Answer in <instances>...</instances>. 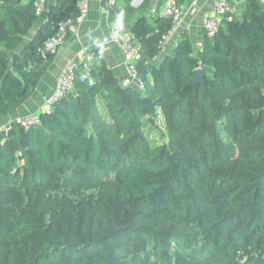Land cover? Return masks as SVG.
Returning a JSON list of instances; mask_svg holds the SVG:
<instances>
[{
  "label": "trees",
  "instance_id": "1",
  "mask_svg": "<svg viewBox=\"0 0 264 264\" xmlns=\"http://www.w3.org/2000/svg\"><path fill=\"white\" fill-rule=\"evenodd\" d=\"M36 1L0 0V121L30 98L54 61L38 48L79 15L78 0H55L49 23L20 50L39 20ZM151 1L109 9L140 45L143 93L100 62L90 78L77 74L74 91L40 125L13 122L0 132V264H124L128 250L141 256L149 242L168 248L163 230L172 223L191 227L172 236L174 264H264V102L252 99L264 90L262 0H245L242 20L223 19L197 53L185 33L163 59L173 20L161 8L148 15ZM198 70L204 86L194 84ZM238 120L248 121L243 137L225 142L219 126L233 140ZM159 122L166 143L152 137ZM232 160L249 164V174L212 170ZM75 184L100 185L101 200L92 210L77 206L57 235L37 201L13 213L22 207L14 195L66 198Z\"/></svg>",
  "mask_w": 264,
  "mask_h": 264
},
{
  "label": "crops",
  "instance_id": "2",
  "mask_svg": "<svg viewBox=\"0 0 264 264\" xmlns=\"http://www.w3.org/2000/svg\"><path fill=\"white\" fill-rule=\"evenodd\" d=\"M143 1L144 0H132L131 6L139 8L143 4ZM244 2L245 0H230L232 14L235 18L240 20L243 18ZM138 3H141V5ZM164 3L165 0H152L147 14L150 15L157 8H161L162 14ZM54 4L55 0H46L45 15L38 20L34 28L25 37L23 46L20 47V50L33 41L43 25V19L48 17V13ZM183 4L187 8L186 13L166 47L163 49L162 59L166 56H173L175 54L178 41L185 33L189 34L196 53L203 48L206 37L204 24L213 12L214 1H203L196 8L190 7L189 0H183ZM89 6V13L85 21L80 25L78 35H70L68 37L66 44L56 55L34 93L18 109L2 119L1 122L3 125L18 116L37 113L43 106L45 100L50 97L56 89L59 76L65 68L67 61L74 60L78 65H81L83 47H90L94 51L95 61L93 68H97L100 62H103L117 79L122 80L127 75V68L120 46L112 39L114 23L118 18L125 22L124 18L120 13H115L112 19L110 10L108 6L104 4V0H90ZM123 6H125V0H118L116 9H120ZM10 117L12 119H10Z\"/></svg>",
  "mask_w": 264,
  "mask_h": 264
},
{
  "label": "built area",
  "instance_id": "3",
  "mask_svg": "<svg viewBox=\"0 0 264 264\" xmlns=\"http://www.w3.org/2000/svg\"><path fill=\"white\" fill-rule=\"evenodd\" d=\"M206 0H189L190 7L196 8ZM214 8L212 14L207 18L204 24V31L207 37H214L219 30L223 19L231 22L234 19L230 7V0H213ZM90 0H78L79 15L75 19H69L61 22L57 33L50 38L43 46L38 48V53L41 57L47 58L52 55H57L60 49L66 44L70 35H78L80 25L85 21L89 10ZM139 4V3H138ZM264 5V0H262ZM141 5V3L139 4ZM109 9H116L118 0H107ZM36 15L38 19L42 18L46 13V0H37ZM186 6L183 0H165L163 8V16L172 18L173 28L163 37L161 47L164 49L176 31L181 19L186 13ZM49 23L48 17L43 19L42 24ZM113 41L120 46L124 61L127 68V75L121 80L123 87H130L136 91L143 93L145 85L138 77L137 63L142 60V52L140 45L132 42V36L129 32L127 24L121 19H117L114 23L112 31ZM95 61V54L90 47L82 48V63L78 65L74 60H68L65 68L58 79V85L52 95L48 97L41 109L37 113L18 116L15 119L9 120L7 123L0 124V132L7 131L11 123L16 122L25 128L41 124L42 115H50L54 107L60 103L74 88V80L78 73H81L84 79L90 78L92 66Z\"/></svg>",
  "mask_w": 264,
  "mask_h": 264
},
{
  "label": "rangeland",
  "instance_id": "4",
  "mask_svg": "<svg viewBox=\"0 0 264 264\" xmlns=\"http://www.w3.org/2000/svg\"><path fill=\"white\" fill-rule=\"evenodd\" d=\"M252 99L256 100L257 102L262 101L264 102V90L259 89L256 92H253ZM254 104H251V109H254ZM102 111L106 112L105 106L102 105ZM163 117V116H162ZM10 119H12L10 117ZM237 129L236 132V138L231 140L232 133L230 130L227 131L225 125H220L219 129L220 135L223 137L222 139L225 142H230L231 144H236L238 141L237 139H241L243 137L242 132L244 131L245 127L244 125L248 123V121H237ZM0 124L2 122L0 121ZM158 129L154 131L153 133V139L156 140L157 143H166L167 137H166V131L163 127V124L161 122L158 123ZM251 127V125L248 126V129ZM224 129V130H223ZM264 138V134L260 135V139ZM215 172H227V171H233L235 173H243L248 175L249 174V164H244L235 160L223 162L220 165L214 167L212 169ZM67 194L66 198L62 196L50 197L47 195H43L38 193L39 196H37V193L33 194H17L14 195L16 197H19L22 202V207L13 213H23L25 211V206L28 202L37 201L40 205H42L45 209L46 213V225L49 228L50 232L53 235H57L63 231L64 225H63V218L65 217L69 221L74 220V215L72 211L77 210V206H82L86 208V210H92L95 205L100 202L102 197L101 192V186L95 185V184H75L72 186L67 187ZM97 202V203H95ZM4 213H7L4 211ZM72 223V222H71ZM71 226H74V223L71 224ZM191 230V227L187 226H177L175 224H169L165 226L164 230L167 235H170L171 237L167 238V241L169 242L168 248L164 247H158L157 251L155 250L154 246L151 245L149 242L147 244V251L143 253L141 256H136L135 250H128L127 255L123 258L124 264H147V262H150L152 264H174L175 259L180 256L178 254V248H177V242L172 239V236L180 238L184 233H187V231ZM195 233V231H194ZM22 236H18V240H21ZM199 244V243H198ZM129 253V254H128ZM131 253V254H130Z\"/></svg>",
  "mask_w": 264,
  "mask_h": 264
},
{
  "label": "water",
  "instance_id": "5",
  "mask_svg": "<svg viewBox=\"0 0 264 264\" xmlns=\"http://www.w3.org/2000/svg\"><path fill=\"white\" fill-rule=\"evenodd\" d=\"M195 76V86H204L205 85V75L203 70H198L194 72Z\"/></svg>",
  "mask_w": 264,
  "mask_h": 264
}]
</instances>
